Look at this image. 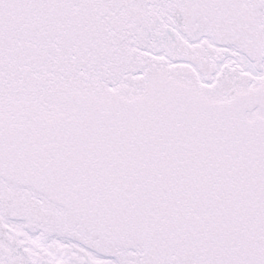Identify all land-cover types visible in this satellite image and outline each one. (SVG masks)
Here are the masks:
<instances>
[{"label": "water", "instance_id": "1", "mask_svg": "<svg viewBox=\"0 0 264 264\" xmlns=\"http://www.w3.org/2000/svg\"><path fill=\"white\" fill-rule=\"evenodd\" d=\"M263 70L264 0H0L8 264H264Z\"/></svg>", "mask_w": 264, "mask_h": 264}]
</instances>
